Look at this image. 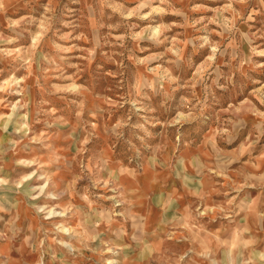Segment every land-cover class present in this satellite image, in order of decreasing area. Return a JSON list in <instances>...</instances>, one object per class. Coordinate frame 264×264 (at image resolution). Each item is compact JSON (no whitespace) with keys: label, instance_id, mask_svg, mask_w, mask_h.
<instances>
[{"label":"rangeland","instance_id":"rangeland-1","mask_svg":"<svg viewBox=\"0 0 264 264\" xmlns=\"http://www.w3.org/2000/svg\"><path fill=\"white\" fill-rule=\"evenodd\" d=\"M0 264H264V0H0Z\"/></svg>","mask_w":264,"mask_h":264},{"label":"bare ground","instance_id":"bare-ground-1","mask_svg":"<svg viewBox=\"0 0 264 264\" xmlns=\"http://www.w3.org/2000/svg\"><path fill=\"white\" fill-rule=\"evenodd\" d=\"M54 212L56 213L57 211H54V210L53 211H49L48 214L52 215Z\"/></svg>","mask_w":264,"mask_h":264}]
</instances>
